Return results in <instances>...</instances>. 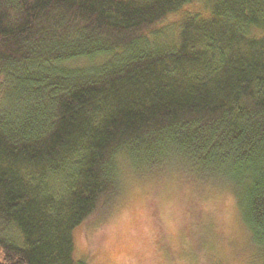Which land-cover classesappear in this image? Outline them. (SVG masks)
Masks as SVG:
<instances>
[{"label": "trees", "instance_id": "trees-1", "mask_svg": "<svg viewBox=\"0 0 264 264\" xmlns=\"http://www.w3.org/2000/svg\"><path fill=\"white\" fill-rule=\"evenodd\" d=\"M124 163L227 186L264 258V0H0V264H88Z\"/></svg>", "mask_w": 264, "mask_h": 264}, {"label": "rangeland", "instance_id": "rangeland-1", "mask_svg": "<svg viewBox=\"0 0 264 264\" xmlns=\"http://www.w3.org/2000/svg\"><path fill=\"white\" fill-rule=\"evenodd\" d=\"M120 184L111 205L75 229L76 258L88 264H264L227 186L175 166L142 172L128 163L120 166Z\"/></svg>", "mask_w": 264, "mask_h": 264}]
</instances>
